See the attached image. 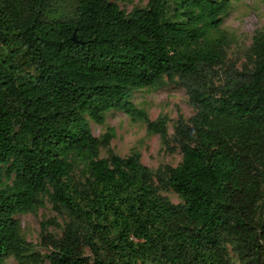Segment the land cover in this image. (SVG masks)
Returning a JSON list of instances; mask_svg holds the SVG:
<instances>
[{
	"label": "trees",
	"instance_id": "16d2710c",
	"mask_svg": "<svg viewBox=\"0 0 264 264\" xmlns=\"http://www.w3.org/2000/svg\"><path fill=\"white\" fill-rule=\"evenodd\" d=\"M171 5L147 0L125 14L107 0H0V258L40 262L14 216L47 196L71 219L48 264H88L81 243L91 264H221L220 234L248 264H264V34L252 41L251 70L216 91L201 68L222 56L223 38L208 33L228 0ZM174 75L196 114L190 125L176 122L181 162L156 179L181 205L156 193L136 154L107 149L98 158L111 134L96 138L86 122L119 111L165 137L164 119L149 120L129 97ZM232 138L247 149L224 148ZM75 161L87 174L80 184L70 176Z\"/></svg>",
	"mask_w": 264,
	"mask_h": 264
},
{
	"label": "rangeland",
	"instance_id": "374dc122",
	"mask_svg": "<svg viewBox=\"0 0 264 264\" xmlns=\"http://www.w3.org/2000/svg\"><path fill=\"white\" fill-rule=\"evenodd\" d=\"M107 1L114 2L127 14L134 8H144L147 0ZM173 1L168 0L170 5ZM228 3L227 15L221 17L218 29L210 30L208 33V38L211 40L223 38L220 44L222 56L216 64L201 68L202 82L216 91L232 82V78L237 73L251 70L253 59L249 51L252 41L258 33L264 34V0H228ZM162 80L163 84L159 87L133 91L129 101L136 108L143 110L149 120L163 118L165 137L147 134L143 123L131 121L119 111L106 112L101 125H96L87 119L86 122L92 136L96 138H100L106 131L111 134L108 147H99L98 158H105L107 149L120 158L136 154L138 162L150 171L156 193L173 205H181V201L172 191L160 186L156 175L159 174L165 179L166 170L180 164L181 154L173 130L178 120L190 125L196 114V108L178 76H163ZM188 84L193 86L190 82ZM257 143L264 151L262 131L257 135ZM193 144L194 141L191 142V145ZM222 145L231 151H245L248 143L232 138L224 140ZM70 176L76 184L83 183L87 174L80 161L72 164ZM255 215L257 219L258 211ZM14 219L18 223L20 234L31 244L32 250L39 254L41 260L38 264H48L47 256L55 251V241L61 238L64 228L71 224L70 217L62 211L55 210L47 196L42 197V206L33 213L17 214ZM232 241L229 236L219 235L221 264H248L245 255L233 245ZM99 251L102 257H108L103 247H99ZM80 254L88 264H91L92 256L82 243ZM0 264L16 263L12 257H2Z\"/></svg>",
	"mask_w": 264,
	"mask_h": 264
}]
</instances>
